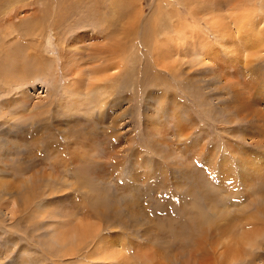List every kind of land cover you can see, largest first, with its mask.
Masks as SVG:
<instances>
[{
    "label": "rangeland",
    "instance_id": "rangeland-1",
    "mask_svg": "<svg viewBox=\"0 0 264 264\" xmlns=\"http://www.w3.org/2000/svg\"><path fill=\"white\" fill-rule=\"evenodd\" d=\"M115 187L143 224L90 213V191L127 209ZM78 225L264 264V0H0V264H87L93 237L53 253Z\"/></svg>",
    "mask_w": 264,
    "mask_h": 264
},
{
    "label": "bare ground",
    "instance_id": "bare-ground-1",
    "mask_svg": "<svg viewBox=\"0 0 264 264\" xmlns=\"http://www.w3.org/2000/svg\"><path fill=\"white\" fill-rule=\"evenodd\" d=\"M246 1V0H245ZM242 3V2H241ZM131 7H130V9L133 7V4L132 5H130ZM121 11V10H120ZM122 12V11H121ZM245 17V16H244ZM107 19H109L108 17H107ZM133 19H135V18H133ZM107 21V20H106ZM105 22V21H104ZM107 22H109L110 23V21H107ZM239 23V22H238ZM243 23H244V21H243ZM250 23V22H249ZM127 24H128V22H127ZM133 24V23H132ZM240 24H241V20H240ZM242 25V24H241ZM241 25H239L240 27H241ZM128 26V25H127ZM243 26H245V25H243ZM49 36H51V35H49ZM257 37V36H256ZM257 39H260L259 38V36L257 37ZM256 39V41L258 42V40ZM51 41H49L48 42V44L52 47L54 44L53 43H50ZM259 43V42H258ZM257 44V43H256ZM101 47H103V46H101ZM107 47V46H106ZM109 48V47H108ZM110 51H111V49H110ZM71 53H77V51H70ZM8 53V52H7ZM7 56V55H6ZM7 57H9V56H7ZM6 57V58H7ZM54 59H58V58H54ZM10 60V59H9ZM9 62V61H8ZM16 64H18L17 65V67H13L14 69H17L19 72H24V69L26 70V68L24 67V68H22V67H20V65H19V63L17 62ZM21 65H22V63H21ZM65 66V65H64ZM19 68V69H18ZM64 69V68H63ZM43 70V67H40V71H42ZM43 72V71H42ZM46 72H47V70H46ZM45 73V72H44ZM72 91V90H71ZM70 91H67V92H65V94L66 93H69ZM70 94V93H69ZM67 96V94L65 95V97ZM40 132V131H39ZM63 136V135H62ZM63 163V162H62ZM69 164V163H68ZM68 166V165H67ZM79 167L80 166H75V167H73L72 169L73 170H76V172L78 173V174H80L81 176H80V182L79 181H77L76 182V185H77V187L78 188H81V185L83 184L84 185V183L83 182H81L82 181V179H83V174L82 173H79V171H80V169H79ZM65 169H66V167H65ZM139 171V170H138ZM195 171V170H194ZM83 172V171H82ZM196 172V171H195ZM84 173V172H83ZM185 174V176H188V174L189 173H187V172H185L184 173ZM196 175V174H195ZM197 176V175H196ZM196 176H195V178H196ZM81 177H82V179H81ZM76 179L78 180V178H77V176H76ZM197 179H198V177H197ZM203 181V180H202ZM82 183V184H81ZM197 183V182H196ZM87 185H88V182H87ZM86 185V186H87ZM200 185V184H199ZM198 186V185H197ZM92 190H93V187L91 188ZM98 189V188H97ZM123 189V188H122ZM115 190H116V194H114V195H112V197H113V200H114V202L115 201H121L120 200V197L122 198V199H124V202H125V204L127 205V209L124 207V209L122 208V209H120V208H115L114 209V211H115V214H113V212H110V210H112L113 209V206L111 207L112 209H110V208H106V209H104L103 207V205L102 206H100L102 203L105 205V203L107 204L108 202L106 201V198L103 196L102 198H104L103 199V201H102V203L100 202V203H98L95 199V197L97 196L96 195V193L95 192H93V191H90V195L88 196L87 195V197H88V202L87 203H89V209H90V213H92V215H96V214H98L99 216H100V218L103 220V221H105L106 223H105V229L107 228H113V227H119L118 226V224H119V222L121 223V224H123V226H124V224L126 225V224H129V222H130V219H128L127 220V218H122V216H120V214H119V211H122V210H126L127 212H129V214H130V218H131V220H132V223H131V226L133 227V226H135V225H137V223H139V222H141L142 224H143V220H144V217H143V212H141L142 210H139V208H138V206H135L134 205V203H136L137 201H136V198H135V196L134 197H130L131 196V194H126L125 192H124V190H123V192H120L119 191V189H117L116 187H115ZM121 190V189H120ZM207 190V189H206ZM191 191H193L192 189H190L189 190V192L188 191H185L186 192V194H188V196H192L193 195V193H191ZM208 191V190H207ZM97 192V191H96ZM201 192V191H200ZM204 193V192H203ZM198 193H196V195H197ZM109 197H111V196H109ZM128 198H129V200H128ZM194 198V197H193ZM101 199V198H100ZM205 200V199H204ZM84 205H85V203H84ZM87 208H88V205H85ZM84 206V207H85ZM81 209V207H79V210ZM86 209V208H85ZM125 211V212H126ZM62 212V211H61ZM64 213V212H63ZM65 213H66V211H65ZM72 214H75V213H72ZM142 214V215H141ZM200 214V213H199ZM220 215H222V212L220 211ZM224 215V214H223ZM86 216V215H85ZM73 217V216H72ZM127 217V216H126ZM128 217H129V215H128ZM146 217V216H145ZM199 217H201L202 219L204 218V215L203 214H201ZM196 218V217H195ZM149 219V218H148ZM151 220V219H150ZM198 220V219H197ZM125 221H127V222H125ZM191 221V220H190ZM136 222V223H135ZM179 222V221H178ZM195 222V221H194ZM201 222V221H200ZM199 222V220H198V223H200ZM88 224V223H87ZM87 224H85V225H87ZM180 224H182V223H180ZM194 224V223H193ZM201 225V224H200ZM202 226H204L203 224H202ZM228 226H229V224H228ZM131 227V228H132ZM157 227V226H156ZM198 227L200 228V226L198 225ZM88 228H89V226H88ZM120 228H124V229H131V228H129V227H120ZM214 227H212V229H213ZM228 228V227H227ZM226 228V230L225 231H228V229ZM145 231H147V230H149L147 227L146 228H143ZM119 230H121V229H119ZM203 230V229H202ZM225 231H224V233H225ZM74 234L73 235H71V240H68V239H70V238H68L67 237V235L69 234V232H67V235H61V236H59L58 234H56L57 236H56V238L54 239L55 240V242H56V244H58V245H56V247H57V249L55 250V251H53V253H55L56 255H61L62 257H65V256H63V255H68V256H70L71 254H74V255H76L75 253H77L79 250H80V247L79 246H81L83 243H84V241L85 240H87V238H90V237H93V239H92V244H93V248H91L90 249V252H88L87 251V254L86 255H88L89 256V258L91 259V258H103V259H105V258H107V259H110V260H113V264H160L161 262H156L155 260H157L159 257H160V260L162 259V256L163 255H165V254H163V247H165V252H166V254H167V256H168V254H169V252H167V251H169L168 250V247H170V245L167 247L166 245H164L165 244V242H164V239H160V240H152L151 242H153L155 245L154 246H150L151 245V243L149 244V246H147V244L145 243V242H143V241H140V242H138L137 244L138 245H136V244H134L135 242L134 241H132V239L130 240V239H125L122 235H121V233H120V235H118V234H116L115 236H113L114 238L113 239H111V238H109L108 236L106 237V236H104V235H102V236H100L99 234L97 235V233H93V232H89V230L87 229V228H85L84 229V226L82 225H78V226H75V228H74V232H73ZM75 235V236H74ZM174 235V234H173ZM175 236V235H174ZM124 238V240L122 241H120V238ZM82 238V239H81ZM145 238V237H144ZM116 239V240H115ZM159 239V238H158ZM190 239V238H189ZM197 239V238H196ZM206 238H204V240H205ZM146 240H148V239H146ZM199 240V239H198ZM197 241V248H196V246L193 248L192 246L193 245H191V244H187V251H192L194 254H195V256L197 255L196 254V250L195 249H198V251H199V249L200 250H202V251H204V249H206V248H204L205 247V241ZM65 241H70L71 242V244H72V250L69 248L68 250H65L64 249V251H63V249H61V248H58V246H61L62 244H65ZM145 241V240H144ZM175 241V240H174ZM173 241V242H174ZM161 242H163V243H161ZM172 243V242H171ZM170 243V244H171ZM183 243V242H182ZM193 243H194V241H193ZM194 244H196V243H194ZM68 245V244H67ZM91 245V244H90ZM131 245H133V247H131ZM168 245V244H167ZM184 245H186V244H184ZM71 246V245H70ZM176 246V245H175ZM161 247V248H160ZM172 247V246H171ZM185 247V248H186ZM124 248H126V249H130V250H132V251H130V252H128V253H126V252H124ZM134 248V249H133ZM142 248H144V249H146V250H151V249H153L154 251H151L150 252V254H149V256H151L149 259H151L152 261L151 262H149V261H146V258L148 257H146V258H144L143 256H144V252H141L140 250L142 249ZM161 249V251L162 252H158V253H156V249ZM176 248V247H175ZM78 250V251H77ZM177 250V249H176ZM160 251V250H159ZM170 251H172V250H170ZM186 251V250H185ZM186 251V252H187ZM173 252V251H172ZM191 252V253H192ZM80 253V252H79ZM184 253V252H183ZM182 253V254H183ZM191 254V255H194V254ZM202 254H204L203 252H201ZM70 254V255H69ZM78 254V253H77ZM129 255H131L132 256V258H131V260L133 261V263L131 262V260H130V258H129ZM177 255V254H176ZM186 256V254H183V256ZM179 256V255H178ZM177 256V257H178ZM182 256V255H181ZM184 256V258L183 259H185V258H187V257H185ZM174 257H175V255H174ZM89 258L87 259V261L85 262V263H87V264H90V261L88 262V260H89ZM156 258V259H155ZM168 258H170V256H168ZM182 258V257H181ZM181 258L180 259H178V258H172L171 259V261L172 262H176V263H178V264H192L193 263V260L190 258H187V259H185V260H181ZM206 259H204V261H205ZM157 261H159V259L157 260ZM204 261H202V264H204ZM101 262V261H100ZM110 264H112V263H110ZM165 264H168V262L166 263L165 262ZM169 264H171V263H169Z\"/></svg>",
    "mask_w": 264,
    "mask_h": 264
}]
</instances>
